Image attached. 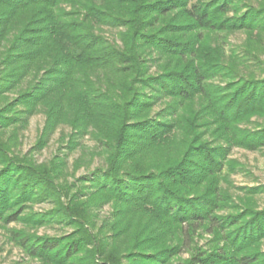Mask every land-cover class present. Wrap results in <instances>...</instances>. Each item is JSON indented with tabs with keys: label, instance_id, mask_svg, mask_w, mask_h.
I'll return each mask as SVG.
<instances>
[{
	"label": "trees",
	"instance_id": "1",
	"mask_svg": "<svg viewBox=\"0 0 264 264\" xmlns=\"http://www.w3.org/2000/svg\"><path fill=\"white\" fill-rule=\"evenodd\" d=\"M102 27L120 30V44L95 32ZM236 32L261 40L264 7L245 0H0V101L17 92L0 108V130L22 128L43 110L50 128L90 135L105 162L81 181L86 196L68 195L48 170L0 144V222L74 229L57 238L12 232L27 257L44 264H264V208L254 200L261 191L250 188L233 201L223 186L236 168L233 149L264 148V78L248 70L255 53L226 56L215 45ZM45 201L54 210L25 214ZM102 205L112 212L93 233L85 210ZM205 235L199 246L195 239Z\"/></svg>",
	"mask_w": 264,
	"mask_h": 264
},
{
	"label": "rangeland",
	"instance_id": "2",
	"mask_svg": "<svg viewBox=\"0 0 264 264\" xmlns=\"http://www.w3.org/2000/svg\"><path fill=\"white\" fill-rule=\"evenodd\" d=\"M245 2L253 8L264 7V0H245ZM62 8L66 11L71 10L64 5ZM95 32L110 43L120 44L118 29L102 27ZM216 44L222 47L226 56L231 52L236 53L237 56H245L246 50L252 49L255 57L247 56L248 70L254 72L255 77L264 78V36L259 41L249 42L244 32H236L221 37L215 41ZM151 72H154V69ZM16 95L17 92L6 94L0 101V108L6 102L12 101ZM159 108L160 106H157L154 112ZM0 144L6 148L9 156L27 165L48 170L55 184L64 187L68 195L80 190L84 191L83 196H86L87 182L81 181L94 170L103 169L105 166L104 157L100 155L102 150L99 143L90 135L77 134L69 125L62 124L50 128L43 110L36 111L22 128L10 127L0 130ZM228 158L235 163L236 168L228 175L229 183L223 186L226 187L233 201L245 196L250 188H259L261 192L254 196V200L259 209L264 208V148L259 151L235 148ZM55 167L59 169L55 170ZM86 198L83 197L82 202ZM60 201L66 204L67 197L62 194ZM55 207L52 201L36 203L32 204L25 214L42 215L51 212ZM79 210V214L83 212ZM89 212L86 208L85 213L91 215L90 220L95 227L92 232L96 233L110 216L112 206L94 207ZM85 223L84 227H87V219ZM73 230L71 226L58 222L41 226L27 225L25 222L5 225L0 222V264H44L40 260L27 257L14 241L12 232H24L35 237L57 238L69 235ZM207 238L205 235L195 241L202 246ZM262 250L264 251V243ZM186 257V254H181L182 259ZM176 262L177 260L173 261V264Z\"/></svg>",
	"mask_w": 264,
	"mask_h": 264
}]
</instances>
